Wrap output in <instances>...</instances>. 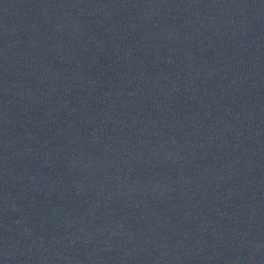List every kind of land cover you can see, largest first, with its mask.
Masks as SVG:
<instances>
[{
  "label": "water",
  "instance_id": "obj_1",
  "mask_svg": "<svg viewBox=\"0 0 264 264\" xmlns=\"http://www.w3.org/2000/svg\"><path fill=\"white\" fill-rule=\"evenodd\" d=\"M0 182L38 264H264V0H0Z\"/></svg>",
  "mask_w": 264,
  "mask_h": 264
}]
</instances>
